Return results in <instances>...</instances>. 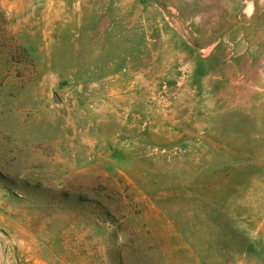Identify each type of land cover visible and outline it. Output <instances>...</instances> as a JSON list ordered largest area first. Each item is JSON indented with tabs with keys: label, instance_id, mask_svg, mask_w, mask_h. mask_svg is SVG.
<instances>
[{
	"label": "rangeland",
	"instance_id": "obj_1",
	"mask_svg": "<svg viewBox=\"0 0 264 264\" xmlns=\"http://www.w3.org/2000/svg\"><path fill=\"white\" fill-rule=\"evenodd\" d=\"M0 264H264V0H0Z\"/></svg>",
	"mask_w": 264,
	"mask_h": 264
},
{
	"label": "water",
	"instance_id": "obj_2",
	"mask_svg": "<svg viewBox=\"0 0 264 264\" xmlns=\"http://www.w3.org/2000/svg\"><path fill=\"white\" fill-rule=\"evenodd\" d=\"M52 97H53L54 102H56V103H60V99H59V97L57 96L56 93H53V94H52Z\"/></svg>",
	"mask_w": 264,
	"mask_h": 264
}]
</instances>
